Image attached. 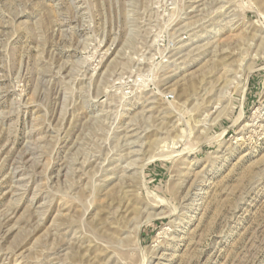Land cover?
<instances>
[{"label": "rangeland", "instance_id": "374dc122", "mask_svg": "<svg viewBox=\"0 0 264 264\" xmlns=\"http://www.w3.org/2000/svg\"><path fill=\"white\" fill-rule=\"evenodd\" d=\"M0 264H264V0H0Z\"/></svg>", "mask_w": 264, "mask_h": 264}]
</instances>
